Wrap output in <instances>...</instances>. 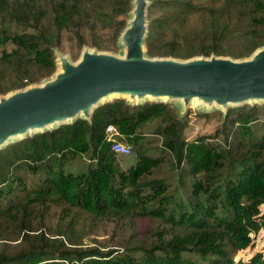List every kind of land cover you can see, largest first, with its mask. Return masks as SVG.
Listing matches in <instances>:
<instances>
[{
	"label": "trees",
	"instance_id": "16d2710c",
	"mask_svg": "<svg viewBox=\"0 0 264 264\" xmlns=\"http://www.w3.org/2000/svg\"><path fill=\"white\" fill-rule=\"evenodd\" d=\"M205 1L151 0L148 11L156 14L148 19L147 53L238 58L264 45V0ZM129 10L130 0H0V93L49 76L63 33L74 40L73 55L84 44L115 50ZM234 34L244 39L236 47ZM262 108H229L224 142L212 143L186 140L184 122L166 102L115 98L95 107L89 120L10 143L0 149V192L23 184L20 171L40 172V182L14 204L1 207L0 199V264H264L258 250L234 258L264 230V136L250 128ZM109 124L137 153L127 170L110 151ZM151 137H161L157 154L149 153ZM82 152L88 166L65 171L67 154ZM165 164L177 171L181 190L154 175ZM143 216L168 226H156L150 239L133 229L121 248L87 236Z\"/></svg>",
	"mask_w": 264,
	"mask_h": 264
},
{
	"label": "water",
	"instance_id": "95a60500",
	"mask_svg": "<svg viewBox=\"0 0 264 264\" xmlns=\"http://www.w3.org/2000/svg\"><path fill=\"white\" fill-rule=\"evenodd\" d=\"M148 3L130 0L117 38L124 48L121 54L84 44L71 60L54 49L55 69L49 76L0 93V147L9 139L50 130L79 116L89 120L95 107L114 96L135 104L178 101L182 113L191 102L206 109L220 107L225 113L229 104L264 102V45L238 58L214 53L187 58L149 55Z\"/></svg>",
	"mask_w": 264,
	"mask_h": 264
},
{
	"label": "rangeland",
	"instance_id": "374dc122",
	"mask_svg": "<svg viewBox=\"0 0 264 264\" xmlns=\"http://www.w3.org/2000/svg\"><path fill=\"white\" fill-rule=\"evenodd\" d=\"M150 1L151 0H148L149 3L147 5V11H146V18L148 19L152 16H155L156 14V10H152L150 12L148 11V6L150 5ZM194 1H200V2L206 3L205 0H194ZM193 19L194 21L197 22L198 17L194 16ZM243 41L244 39L240 37V35L234 34L232 36V47L239 46L240 44L243 43ZM86 45L90 47V45L88 44ZM11 47H12L11 44L6 45L7 50H9ZM74 48H75L74 40L70 38V36L67 33H63L60 46L53 47V53L55 49L67 55L71 60H75L80 55L81 50H79L78 53L73 55ZM0 49H1V46H0ZM123 50H124L123 46L118 44L116 45V49L112 50V52L116 54H121ZM39 81H41V79ZM115 98H119V96L111 97L109 98L108 101H112ZM124 98L126 100L128 99L127 97H124ZM151 100L152 99H149L147 101H151ZM104 102H107V101L104 100ZM166 103H168L172 108L175 109V111L177 112V115L184 122L183 134L186 140L191 141V140L198 139V137H204L205 139H207L209 142H212V143H218L219 141L224 142V132L221 130V128H222V121L224 119L225 112L222 108L212 107V108L206 109V108L199 106L196 102H191L186 112L182 113L181 107L178 101H166ZM131 104H135V103H131ZM243 104H248V105L257 104L259 106H262L264 105V102L255 101V102H246ZM243 104H239V105L229 104L227 105V110L229 108L239 107ZM77 118H81V116ZM58 125L59 124L53 125V128L57 127ZM251 127L255 135L264 136V108H262V112L258 115L257 120L251 123L250 128ZM112 137L118 141L123 142L124 144L130 145L132 148L129 154H120V156L115 155L117 158L118 166H121L123 170H127L128 167L134 164V162L136 161L137 153L134 147H132L131 144L126 142L125 139L123 138L120 139L118 135L116 134H113ZM17 138L9 139L7 142H5L3 147H0V149L16 141ZM160 138L161 137L147 138L148 140L147 143L150 144V146L148 147L150 149L149 153L157 154L155 152V149H156L155 145L157 143L160 144L161 142ZM161 153H164V152L162 151ZM67 156H68V159L64 165V170L70 171L71 173H77L79 171L84 170L90 163L89 161L90 156L84 154L83 152H82L83 157L82 156H71L70 153H68ZM121 156L123 158H121ZM20 174H22V177H23V184L20 185V187L13 189V191L11 192L9 191H6L4 193L0 192V193H3V195L0 196V199L3 198L1 207L5 205L14 204V202L22 200L26 191L28 189L30 190L32 188H35L40 182V179H37L40 175V172L31 173V171H27L26 173V172L20 171ZM27 175L30 178H28ZM154 175H158V176H162L166 178L169 182L168 184L169 188H172L173 186H177L179 190L182 189L181 186L178 184L179 182H178L177 171L176 170L172 171V169L167 167L166 164L164 168L161 167L159 169V172ZM263 207H264V204L261 208ZM54 210H55L54 206H52L50 208L51 213L50 215L47 216L48 222L51 221L52 212H54ZM156 226L167 227L168 224L166 223L164 219L158 218L156 216H143L141 218L135 219L133 222L122 220L120 221L118 225H115L114 223H106V224L100 225L94 233L91 232L87 236H93L91 237V241H93L94 244H100L104 246L112 245L116 247L119 246V248H121V243H122L121 240L128 239L133 229L136 230L138 234L144 235V237H146L147 239H150L149 238L150 234L151 236H153L154 234L153 229ZM112 228H115L117 232L114 233ZM260 233L254 235V242L252 246L247 247L244 250L238 251L236 255L234 256V258L235 259L249 258L257 250L262 251L264 253V235H262V237L258 236ZM92 238H95V240H93Z\"/></svg>",
	"mask_w": 264,
	"mask_h": 264
},
{
	"label": "built area",
	"instance_id": "2783aa9c",
	"mask_svg": "<svg viewBox=\"0 0 264 264\" xmlns=\"http://www.w3.org/2000/svg\"><path fill=\"white\" fill-rule=\"evenodd\" d=\"M107 136L106 139L110 142V151L116 154H129L131 152V146L124 144L112 137L116 133L112 125L106 126Z\"/></svg>",
	"mask_w": 264,
	"mask_h": 264
},
{
	"label": "crops",
	"instance_id": "0c3cea01",
	"mask_svg": "<svg viewBox=\"0 0 264 264\" xmlns=\"http://www.w3.org/2000/svg\"><path fill=\"white\" fill-rule=\"evenodd\" d=\"M117 132V131H116ZM116 135H118V133H116ZM263 233V234H262ZM262 233H260L258 236L262 237V235H264V230H262Z\"/></svg>",
	"mask_w": 264,
	"mask_h": 264
}]
</instances>
